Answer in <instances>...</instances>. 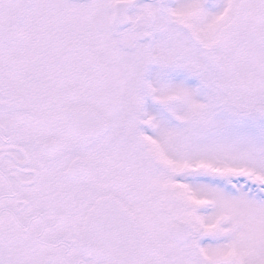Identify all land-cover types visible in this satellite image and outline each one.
<instances>
[{
    "label": "snow or ice",
    "instance_id": "6c2138e0",
    "mask_svg": "<svg viewBox=\"0 0 264 264\" xmlns=\"http://www.w3.org/2000/svg\"><path fill=\"white\" fill-rule=\"evenodd\" d=\"M0 264H264V0H0Z\"/></svg>",
    "mask_w": 264,
    "mask_h": 264
}]
</instances>
